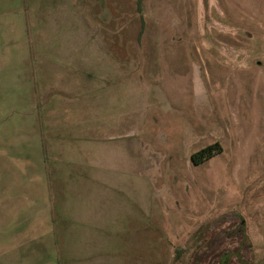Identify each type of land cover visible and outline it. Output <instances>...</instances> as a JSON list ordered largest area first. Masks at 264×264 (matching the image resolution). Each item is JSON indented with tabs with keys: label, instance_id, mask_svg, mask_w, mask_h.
<instances>
[{
	"label": "rangeland",
	"instance_id": "374dc122",
	"mask_svg": "<svg viewBox=\"0 0 264 264\" xmlns=\"http://www.w3.org/2000/svg\"><path fill=\"white\" fill-rule=\"evenodd\" d=\"M225 258L264 264V0H0V264Z\"/></svg>",
	"mask_w": 264,
	"mask_h": 264
},
{
	"label": "trees",
	"instance_id": "16d2710c",
	"mask_svg": "<svg viewBox=\"0 0 264 264\" xmlns=\"http://www.w3.org/2000/svg\"><path fill=\"white\" fill-rule=\"evenodd\" d=\"M221 151H222L221 145L216 142L192 154L191 160L194 164L199 165L204 161L212 158L214 155L220 153ZM181 254H182L181 251H176V259L181 258Z\"/></svg>",
	"mask_w": 264,
	"mask_h": 264
},
{
	"label": "flooded vegetation",
	"instance_id": "af4514ba",
	"mask_svg": "<svg viewBox=\"0 0 264 264\" xmlns=\"http://www.w3.org/2000/svg\"><path fill=\"white\" fill-rule=\"evenodd\" d=\"M222 264H228V258H225V260L222 262Z\"/></svg>",
	"mask_w": 264,
	"mask_h": 264
}]
</instances>
